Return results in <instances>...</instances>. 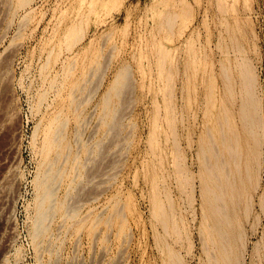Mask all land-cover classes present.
Listing matches in <instances>:
<instances>
[{"label":"rangeland","instance_id":"374dc122","mask_svg":"<svg viewBox=\"0 0 264 264\" xmlns=\"http://www.w3.org/2000/svg\"><path fill=\"white\" fill-rule=\"evenodd\" d=\"M244 59L262 101L264 0H0V264H224L205 165L236 129L232 263L264 264Z\"/></svg>","mask_w":264,"mask_h":264},{"label":"bare ground","instance_id":"6f19581e","mask_svg":"<svg viewBox=\"0 0 264 264\" xmlns=\"http://www.w3.org/2000/svg\"><path fill=\"white\" fill-rule=\"evenodd\" d=\"M22 1L24 2L25 0ZM238 69L241 79V92L243 93L241 96V102L239 103V112L243 131L249 134L252 139L256 140L259 143L261 140L260 134L262 135V131L264 130V100L262 99L261 101L257 94L258 74L255 68H253L249 59H244V61L239 64ZM225 79L226 84L228 85L231 80L230 74L228 72H226ZM256 115L258 116L257 121ZM239 133V129H236L231 131L229 138L222 136L220 142L222 143L223 149L225 148V150L219 148L215 138L210 135L209 142L211 145L209 146L208 151L216 160L215 162L210 163V160L207 159L209 160V166L208 164L205 165V167L207 166V173L210 179V184H208V191L212 196V215L216 219V222L214 224V233H217L220 237L221 259H223L224 264H226V262L227 264H233L232 256L230 253L231 236L227 228L225 227L228 225L230 226L232 220L226 203V196L229 190L231 191L234 189V187L232 188L233 182L231 183V180L233 181L232 178L234 173L231 170L230 165L234 163L237 172H239L238 170L240 168V161L242 156L239 151ZM226 154L228 155V158L226 157ZM207 160L205 159V162ZM38 227L36 228V232L37 230H39ZM11 234V236H13V233ZM213 257L216 259V256L213 255ZM214 262V264H220L221 260L216 259V261L214 260ZM175 264L181 263L176 262Z\"/></svg>","mask_w":264,"mask_h":264}]
</instances>
